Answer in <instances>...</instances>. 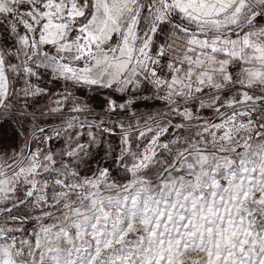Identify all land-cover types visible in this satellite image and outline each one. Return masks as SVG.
<instances>
[{"label":"snow or ice","instance_id":"1","mask_svg":"<svg viewBox=\"0 0 264 264\" xmlns=\"http://www.w3.org/2000/svg\"><path fill=\"white\" fill-rule=\"evenodd\" d=\"M0 264H264V0H0Z\"/></svg>","mask_w":264,"mask_h":264}]
</instances>
